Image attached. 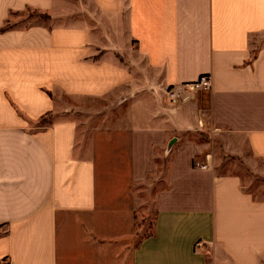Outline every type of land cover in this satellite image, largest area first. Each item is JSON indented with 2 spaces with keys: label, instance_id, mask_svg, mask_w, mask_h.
<instances>
[{
  "label": "crops",
  "instance_id": "crops-1",
  "mask_svg": "<svg viewBox=\"0 0 264 264\" xmlns=\"http://www.w3.org/2000/svg\"><path fill=\"white\" fill-rule=\"evenodd\" d=\"M26 9L55 24L0 32V264H264V201L220 172L264 175V0H0V30ZM202 75L209 91L169 105ZM59 95L112 101L81 151L71 120L29 126Z\"/></svg>",
  "mask_w": 264,
  "mask_h": 264
},
{
  "label": "rangeland",
  "instance_id": "rangeland-1",
  "mask_svg": "<svg viewBox=\"0 0 264 264\" xmlns=\"http://www.w3.org/2000/svg\"><path fill=\"white\" fill-rule=\"evenodd\" d=\"M64 21V18L59 19V21H57V26H62ZM53 24L55 23H52L47 15L35 10L26 9L23 12L12 14L6 24L3 25V28L13 30L37 25H44L47 27ZM111 102L112 101L108 100L73 98L66 95H59L58 103L60 106L57 114L48 115L38 122L30 123L29 126L31 130L37 131L48 127L55 122L71 120L77 124L78 137L76 146L80 149L79 151H81V149H84V145L88 142L89 130L99 125H106L103 119L114 113ZM203 157H197L193 159V161L202 160ZM220 158L223 162V165L220 168L221 174H236L240 176L242 178L244 190L250 193L255 199L264 201V175L258 174L240 159L225 156ZM247 158L250 160L252 159L250 154H247ZM257 166L263 168L260 164ZM155 172L159 174L158 172H160V170ZM150 181L152 180L148 179V182ZM163 188L164 184L163 182H160V180L157 183L155 182L154 187L150 185L139 187L140 191H138L137 194L139 202L135 218L136 234L133 239L134 245L139 244L144 238L150 236L154 215L150 211L149 198L151 194L155 196V194ZM207 255L210 256V252L207 251ZM211 262H213V260H211Z\"/></svg>",
  "mask_w": 264,
  "mask_h": 264
},
{
  "label": "built area",
  "instance_id": "built-area-1",
  "mask_svg": "<svg viewBox=\"0 0 264 264\" xmlns=\"http://www.w3.org/2000/svg\"><path fill=\"white\" fill-rule=\"evenodd\" d=\"M211 77L210 75H202L193 82L182 83L173 85L164 89V96L167 99L169 105L176 107L189 101L192 96L198 92H206L211 89ZM210 145V143H208ZM193 168L202 171H211L213 169V158L210 153H206L202 160L193 161ZM202 248V243L197 242L195 249Z\"/></svg>",
  "mask_w": 264,
  "mask_h": 264
},
{
  "label": "trees",
  "instance_id": "trees-1",
  "mask_svg": "<svg viewBox=\"0 0 264 264\" xmlns=\"http://www.w3.org/2000/svg\"><path fill=\"white\" fill-rule=\"evenodd\" d=\"M7 30H8V28H3V29L0 30V32H4V31H7Z\"/></svg>",
  "mask_w": 264,
  "mask_h": 264
}]
</instances>
